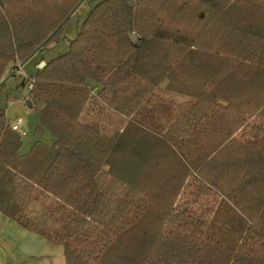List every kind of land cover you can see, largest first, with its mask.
I'll return each instance as SVG.
<instances>
[{
    "label": "trees",
    "instance_id": "16d2710c",
    "mask_svg": "<svg viewBox=\"0 0 264 264\" xmlns=\"http://www.w3.org/2000/svg\"><path fill=\"white\" fill-rule=\"evenodd\" d=\"M80 1L0 0V82L66 19L19 72L51 143L22 152L0 110V211L65 264H264V0H98L44 58ZM161 84L195 101L153 134Z\"/></svg>",
    "mask_w": 264,
    "mask_h": 264
},
{
    "label": "rangeland",
    "instance_id": "374dc122",
    "mask_svg": "<svg viewBox=\"0 0 264 264\" xmlns=\"http://www.w3.org/2000/svg\"><path fill=\"white\" fill-rule=\"evenodd\" d=\"M97 1L98 0H85L80 4L64 28L63 33L65 37L58 40L56 44L43 50L41 55L44 58L50 59L65 51L68 46V40L73 38L76 34L77 24L82 21L88 9ZM30 62L25 63L22 67V71L32 75L34 73V64L32 61ZM22 78L23 73H17L14 76H11L0 87V110L4 111L6 118L10 123L15 121L17 118H21V127L27 133L26 136H21V151L27 149L36 136L41 137L44 141L47 140V142H49L48 140L51 138V134L48 130L43 127H37L40 102L37 104L31 103V106H28L26 103V100H29L27 96V87L19 85ZM163 85L164 84H161L157 89H155L152 97L149 98L148 103L145 105H159L158 111L153 114L154 118L151 120H140L136 115L133 119V121L139 123L143 128H145L146 131L153 134L157 133L159 124L168 125L175 121L184 112H186L195 101V99L190 96L166 90ZM95 108V111H93L90 115H81V121L85 123H97L100 126L101 133L106 136L112 135L114 132L125 126L127 117L117 114L102 105L99 107L96 105ZM202 204V202H194L192 203V206L194 210L200 212L203 207ZM29 210H27V212ZM28 214L32 215L30 211ZM61 251L62 264H65L63 246L61 247Z\"/></svg>",
    "mask_w": 264,
    "mask_h": 264
},
{
    "label": "crops",
    "instance_id": "0c3cea01",
    "mask_svg": "<svg viewBox=\"0 0 264 264\" xmlns=\"http://www.w3.org/2000/svg\"><path fill=\"white\" fill-rule=\"evenodd\" d=\"M38 57L40 55L35 53L26 62L32 61L34 64ZM25 63L19 65L23 67ZM17 73H19L17 68L11 69L10 67L4 77L5 82ZM24 74L30 75L29 73ZM95 92L96 89L93 90V93ZM26 135L25 132L23 136ZM35 140L44 141L37 136L33 139V142ZM48 141L44 142L51 143L52 136ZM32 143L22 152H26ZM61 247L62 245L54 244L44 236L23 228L14 219L0 211V264H62Z\"/></svg>",
    "mask_w": 264,
    "mask_h": 264
},
{
    "label": "water",
    "instance_id": "95a60500",
    "mask_svg": "<svg viewBox=\"0 0 264 264\" xmlns=\"http://www.w3.org/2000/svg\"><path fill=\"white\" fill-rule=\"evenodd\" d=\"M127 1V3H128V5L130 6V7H132L133 6V0H126ZM82 2V0L79 2V4L70 12V14L68 15V17L67 18H69L71 15H72V13L74 12V10L80 5V3ZM66 21V19L61 23V25H63V23ZM61 25L60 26H58L50 35H49V37L41 44V45H39L36 49H35V51H33V53L28 57V58H26L23 62H22V64H24L30 57H32L36 52H37V50L38 49H40L41 48V46L43 45V44H45L54 34H55V32L56 31H58V29L61 27ZM130 37H131V41L132 42H135V41H137V34L136 33H131V35H130ZM45 64V62L44 61H41L38 65H37V67L38 68H41L43 65ZM22 66V65H21ZM5 82V78H3L2 80H1V82H0V86L3 84ZM26 103L28 104V106H31V101L30 100H26Z\"/></svg>",
    "mask_w": 264,
    "mask_h": 264
},
{
    "label": "built area",
    "instance_id": "2783aa9c",
    "mask_svg": "<svg viewBox=\"0 0 264 264\" xmlns=\"http://www.w3.org/2000/svg\"><path fill=\"white\" fill-rule=\"evenodd\" d=\"M17 71L18 72H22V66L18 65L17 67ZM27 87H31V84H28ZM22 124V119L21 118H17L15 121H12L10 123V126L13 130L17 131L21 136H23L25 134V131L23 130V128L21 127Z\"/></svg>",
    "mask_w": 264,
    "mask_h": 264
}]
</instances>
